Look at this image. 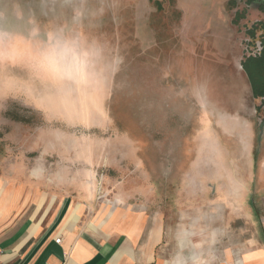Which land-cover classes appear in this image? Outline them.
Instances as JSON below:
<instances>
[{
  "label": "rangeland",
  "instance_id": "374dc122",
  "mask_svg": "<svg viewBox=\"0 0 264 264\" xmlns=\"http://www.w3.org/2000/svg\"><path fill=\"white\" fill-rule=\"evenodd\" d=\"M6 173L160 213L173 259L264 249V0H0Z\"/></svg>",
  "mask_w": 264,
  "mask_h": 264
},
{
  "label": "crops",
  "instance_id": "0c3cea01",
  "mask_svg": "<svg viewBox=\"0 0 264 264\" xmlns=\"http://www.w3.org/2000/svg\"><path fill=\"white\" fill-rule=\"evenodd\" d=\"M40 180L0 174V264H190L169 256L173 230L160 213L121 200L94 206L91 194ZM215 264H264V249Z\"/></svg>",
  "mask_w": 264,
  "mask_h": 264
},
{
  "label": "clouds",
  "instance_id": "9594fccd",
  "mask_svg": "<svg viewBox=\"0 0 264 264\" xmlns=\"http://www.w3.org/2000/svg\"><path fill=\"white\" fill-rule=\"evenodd\" d=\"M43 63L55 76L70 75L80 70L75 50L63 44H58L44 53Z\"/></svg>",
  "mask_w": 264,
  "mask_h": 264
},
{
  "label": "built area",
  "instance_id": "2783aa9c",
  "mask_svg": "<svg viewBox=\"0 0 264 264\" xmlns=\"http://www.w3.org/2000/svg\"><path fill=\"white\" fill-rule=\"evenodd\" d=\"M59 242H60V238L55 239V243H56V244H59Z\"/></svg>",
  "mask_w": 264,
  "mask_h": 264
}]
</instances>
